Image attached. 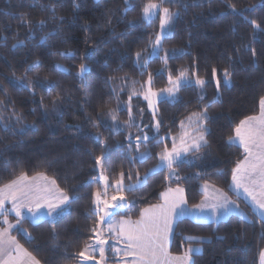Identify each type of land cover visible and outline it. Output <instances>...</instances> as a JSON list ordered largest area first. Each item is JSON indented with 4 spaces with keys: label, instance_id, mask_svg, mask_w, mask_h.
<instances>
[{
    "label": "trees",
    "instance_id": "16d2710c",
    "mask_svg": "<svg viewBox=\"0 0 264 264\" xmlns=\"http://www.w3.org/2000/svg\"><path fill=\"white\" fill-rule=\"evenodd\" d=\"M148 2L0 0V185L21 173H43L72 198L63 214L43 218L38 225L26 219L20 230L10 234L40 264L78 263L76 254L89 241V229L97 220L91 215L92 193L100 188L95 158L103 152L107 158L102 170L110 180L121 171L131 172V180L125 177L126 185L136 183L137 173L143 179L137 190L124 192L126 207L114 215L136 220L143 208L160 202L161 192L175 186L184 189L188 206L196 205L203 197L200 185L209 183L236 201L247 219L236 214L217 222L180 218L170 237L169 252L183 254L188 246L198 244L201 252L192 254L195 264H259L264 222L230 189L232 169L245 152L229 142V137L240 120L258 114L259 99L264 96V0L163 3L162 7L179 15L170 21L168 35L153 56L151 47L160 22L159 14L151 21L142 19V8ZM251 20L259 27L254 28ZM40 21L45 23L40 25ZM137 52L141 53L138 62ZM34 62L37 66L29 68ZM82 64L86 71H80ZM184 69L206 83H191L175 99L157 102L163 120L157 138L165 140L141 145V152L151 154L146 161L133 159L137 155L135 137L156 135L152 113L139 95L132 96L131 105L143 131L124 125L133 88L147 82L150 73L152 89L166 88L169 74L175 78ZM225 69L230 73L229 83L224 80ZM118 104L116 114L122 127L112 132L113 122L105 113ZM194 112L207 113V146L175 164V175L169 176V169L162 168L145 178L158 165L157 153L165 145L171 148V137L181 133L180 122ZM93 123L107 126L94 127ZM129 133L131 152L126 139ZM185 237L205 239L189 242ZM111 247L109 241L106 253L110 258Z\"/></svg>",
    "mask_w": 264,
    "mask_h": 264
},
{
    "label": "snow or ice",
    "instance_id": "6c2138e0",
    "mask_svg": "<svg viewBox=\"0 0 264 264\" xmlns=\"http://www.w3.org/2000/svg\"><path fill=\"white\" fill-rule=\"evenodd\" d=\"M127 3V0H125ZM165 2H173V0H160L159 3L149 0L142 8V19L144 21H151V19L159 14V22L161 33H158L155 42L152 44L153 51L150 55L158 54V49L161 44L162 36L166 31V26L170 23L173 17L178 16V12H171L169 8L161 7ZM236 12L235 6L231 3L227 5ZM186 7V5H185ZM241 14V13H237ZM247 20V18H244ZM254 28H258L254 20L248 21ZM40 25L45 22L40 21ZM110 23V21H109ZM45 38L42 37L43 42ZM23 43V42H20ZM15 47V45H13ZM65 53H61L64 55ZM255 55V53H253ZM137 62L141 58V53L137 52ZM165 63L167 57L164 58ZM147 59L144 60V67L147 66ZM37 63L34 62L29 68H34ZM57 69H63L61 65L55 66ZM28 69H26L27 71ZM85 65H80V71H86ZM216 69H212L213 78L216 76ZM188 70L184 69L175 78L169 74L168 82L170 87L161 89L160 93L153 92L151 87L146 92L138 93L133 90L129 96L128 104V120L124 121V125L131 128L137 127L140 131V125L136 124L131 105L132 96L143 95V99L147 101L148 109L152 112L153 123L151 127L156 130L155 136L137 135L136 140V157L140 162H144L150 158L151 154L148 151L141 152L140 147L152 140L157 144L163 142L165 137H158L159 130L163 126V120L159 117V109L156 107V99L163 94L175 99L176 93L182 87L190 86L191 81L187 75ZM80 73H78L79 75ZM193 76L196 73L193 72ZM230 73L227 69L224 70L225 83H229ZM152 82V74H149L147 83ZM135 83V82H133ZM206 81L203 78L197 77L195 85L203 86ZM220 82L217 81V90H219ZM29 85H26L28 87ZM2 91V90H0ZM203 99V97H201ZM59 100V96L54 98L53 104ZM260 113L258 116H248L240 120L234 129L235 137H229V142L234 140L239 141V145L247 154L243 160L238 162L232 169L231 181L237 194L242 190L243 193L250 199L253 210L264 222V96L259 99ZM120 110L119 104L116 109L108 108L105 115L112 120V125L109 128L112 132L121 130V125L118 123L117 111ZM143 109H141V115ZM99 119V117H97ZM208 119L206 112L192 113L187 117V125L185 121L180 122L182 132L178 137H172V146L167 145L161 152L157 153L159 164L158 168L167 167L169 169V176L175 175L173 166L182 161L183 157L190 152H200L202 148L207 146L205 134L208 129L205 127V121ZM94 127H106L104 123H93ZM144 127H148L145 125ZM129 140L128 151H132L131 147V133L126 137ZM177 139L179 144H177ZM106 154L96 156L95 163L98 168H102L103 162L106 160ZM153 169H149L145 173V178ZM131 180L132 175L129 171L125 173L121 171L118 178L110 180V178L101 171L98 179L102 182V190H97L92 193V209L91 215L97 217L93 227L89 229L92 236L89 241H85L84 247L76 255L81 261H87L94 258V253L99 252L100 259L96 264H104L109 244V238L115 241L116 245L123 244V248L112 246L111 252L114 257H131L132 259L118 260L117 264H195L192 260V254H199L201 249L198 247H189L187 251L180 256H171L167 250L168 235L174 230L175 218L177 216H184L192 213L194 210L204 211L205 208L211 209V215L215 221L218 215H228L234 213L239 215L243 220L247 219V215L241 211L239 204L229 199V197L219 189H215L210 197L214 203L208 204V185L205 184V199L200 204L193 205L191 209L187 207V200L184 197V189L168 188L166 191L160 193L159 204H153L143 208L140 212V218L136 221L131 219H121L119 221L113 220L114 213L111 211L116 208L126 207V197L122 194L126 191H135L142 186L143 179L139 173L136 174L135 184H125V177ZM169 177H166L168 179ZM38 179L48 180L43 173H37L36 176L28 177L21 173L15 179L0 187V264H40V261L26 248L19 244L15 237L10 233L13 229L20 230V226L24 220H29L33 225H38L41 218V210L47 209L48 216L63 214L66 206L70 203L69 195L56 186V181L51 180L52 187L41 186L34 183ZM93 179H97L93 177ZM112 189L115 194L108 198V191ZM11 205L8 208L7 205ZM23 209L27 210L26 216ZM15 215V223L9 221V215ZM23 231H27L24 229ZM108 234V237L105 236ZM29 239H31V235ZM189 242L197 239H205L204 237H185ZM261 264H264V249L259 253Z\"/></svg>",
    "mask_w": 264,
    "mask_h": 264
},
{
    "label": "rangeland",
    "instance_id": "374dc122",
    "mask_svg": "<svg viewBox=\"0 0 264 264\" xmlns=\"http://www.w3.org/2000/svg\"><path fill=\"white\" fill-rule=\"evenodd\" d=\"M156 3H158V2H156ZM162 7V6H161ZM156 16V15H155ZM154 16V17H155ZM153 17V18H154ZM169 25V24H168ZM168 25L166 26V31H164V33H163V36H162V39L165 37V36H167L168 35ZM158 33H161V29H160V26H159V29H158V32H157V34ZM156 34V35H157ZM155 38H156V36H155ZM155 38H154V41H153V43L155 42ZM162 41V40H161ZM159 50H160V46H159V49H158V52H159ZM152 51H153V48L151 47V53H152ZM157 55V54H156ZM151 56H153V55H151ZM187 75H188V77H189V80L191 81V83L192 84H194L195 85V79L197 78L196 76H191L190 74H188L187 73ZM171 85L169 84L167 87H170ZM196 86H198V85H196ZM150 87V85L147 83V82H145L144 84H141V85H139L138 87H135V88H133V90H135V91H137L138 93H143V92H146L147 90H148V88ZM166 87V88H167ZM162 89H164V88H162ZM151 90L153 91V92H157V93H160V91H161V89H158V90H155V89H152L151 88ZM139 96H141V98L143 99V95L141 94V95H139ZM164 98H166V99H172V98H170V97H168L167 96V94L165 93V94H163L162 96H159L157 99H156V104H157V102L160 100V99H164ZM144 100V99H143ZM145 101V100H144ZM146 102V105H147V108H148V104H147V101H145ZM157 107V106H156ZM149 110V109H148ZM150 111V110H149ZM151 112V111H150ZM152 113V112H151ZM185 121V124L187 125V123H188V121H187V118L184 120ZM181 132H182V130H181ZM180 135V134H179ZM179 135H177V136H175V137H178ZM174 137V136H173ZM172 138V137H171ZM177 144H179V140L177 139ZM173 143V142H172ZM241 147V146H240ZM242 148V147H241ZM243 149V148H242ZM244 150V149H243ZM245 156H246V153H245ZM184 158H185V156L183 157V159L182 160H184ZM158 164H159V162H158ZM162 168H167L166 166L165 167H162ZM97 169H98V177H99V175H100V173H101V171H103L102 170V168H98L97 167ZM157 169H161V168H158L157 166L153 169V170H157ZM103 174H104V172H103ZM37 175V174H36ZM35 175V176H36ZM105 175V174H104ZM173 176V175H172ZM28 177H32V176H28ZM47 177V176H46ZM49 178V177H48ZM39 180V179H38ZM37 180V181H38ZM52 179L51 178H49L48 180H47V183H48V185L49 186H51L52 187V185L50 184V181H51ZM37 181H35L34 183H37ZM46 181V180H45ZM203 185H200V189H201V187H203L205 184H207L208 185V187H212L213 189H217L216 187H214V186H212V185H210L209 183H202ZM231 184H232V181H231ZM231 184H230V189H232V190H234L236 193H237V191L235 190V188L233 187V186H231ZM3 185H0V187H2ZM48 186V187H49ZM98 190H102V182L100 181V188L98 189ZM220 190V189H219ZM113 194H115L114 193V191L112 190V189H109V191H108V198L109 199H111V196L113 195ZM123 194V193H122ZM124 195V194H123ZM236 195V194H235ZM237 196V195H236ZM242 197V199L244 198V200L248 203V204H250L251 206H252V203H251V201H250V199L243 193V191L241 190L240 191V193H239V196L238 197ZM234 201V200H233ZM236 202V201H235ZM237 203V202H236ZM238 204V203H237ZM250 206V207H251ZM7 207L8 208H11V205L9 204V205H7ZM253 207V206H252ZM251 207V208H252ZM241 209V208H240ZM253 210V209H252ZM22 211H24V213H25V215L27 216L28 215V213H27V210L26 209H23ZM112 211V210H111ZM241 211H243L242 209H241ZM46 212H47V209H42L41 210V218H40V220L41 219H43V218H47L48 217V215L46 214ZM113 212V211H112ZM244 212V211H243ZM231 214H234V213H230V214H228V215H218V217L215 219V222H217V221H220V220H224V219H226L229 215H231ZM10 215H12V216H15L14 214H10ZM9 215V216H10ZM52 216H54V215H52ZM113 216H115L116 217V215H113ZM51 217V216H50ZM196 218H199L200 220H203V221H214V219H213V217H212V215H211V212H207V213H203L202 215H198V217H196ZM2 219V218H1ZM10 222H12V223H15V221H11V220H9ZM106 234V233H105ZM111 240V239H110ZM112 241V240H111ZM113 242V241H112ZM200 248V247H199ZM110 258V256H108L107 255V253H106V256H105V261H104V264H117V262H118V260H121V259H126V260H128V258L127 257H122V258H118V257H114V256H111V258L110 259H118L117 261H113V260H108ZM100 259V255H99V252H96V253H94V258L93 259H90V260H87V261H81V259H79V261H78V264H96V261L97 260H99ZM259 262H260V260H259Z\"/></svg>",
    "mask_w": 264,
    "mask_h": 264
},
{
    "label": "crops",
    "instance_id": "0c3cea01",
    "mask_svg": "<svg viewBox=\"0 0 264 264\" xmlns=\"http://www.w3.org/2000/svg\"><path fill=\"white\" fill-rule=\"evenodd\" d=\"M259 113H260V109H259V112H258V114L257 115H255V116H258L259 115ZM233 137H235V133H234V135H233ZM234 144H236V145H238V146H240L239 145V141L238 140H234V142H233ZM247 155V154H246ZM162 169V168H161ZM157 170H159V169H157ZM35 176V175H34ZM33 177V176H32ZM37 184H39V185H41V186H49L48 185V183H47V181H45V180H43V179H39L38 181H37ZM230 184H231V181H230ZM201 185H203V184H201ZM211 185V184H210ZM213 186V185H212ZM49 187H51V186H49ZM178 186H175V187H171V188H177ZM215 187V186H214ZM181 188V187H180ZM217 188V187H216ZM217 189H219V188H217ZM167 190V189H166ZM165 190V191H166ZM201 190H202V192H203V197H202V199H201V201L198 203V204H200L202 201H204V199H205V188H204V186L203 187H201ZM215 189H213L212 187H208V196H209V200H208V204H211V203H214L215 201H213L210 197L212 196V193H213V191H214ZM232 190V189H231ZM220 191H222V190H220ZM222 192H224V191H222ZM232 192L234 193V194H236L237 196H239L234 190H232ZM225 193V192H224ZM124 194V193H123ZM226 194V193H225ZM227 195V194H226ZM228 196V195H227ZM229 197V196H228ZM241 197V196H240ZM242 198V197H241ZM229 199H231L230 197H229ZM244 199V198H243ZM232 200V199H231ZM162 201L160 200V202L159 203H161ZM158 203V204H159ZM126 204H127V200H126ZM250 205V204H249ZM251 206V205H250ZM148 207V206H147ZM187 207L189 208V209H191L192 208V206H188L187 205ZM252 207V206H251ZM146 208V207H145ZM120 209H123V208H116V209H112V211H113V213H115L117 210H120ZM252 209H253V207H252ZM254 211V210H253ZM207 212H211V209L210 208H205V210L204 211H199V210H194L192 213H190V214H187V215H184V216H177L176 218H175V223H176V221L177 220H179L180 218H183V217H188V218H191L192 220H195V221H199V222H208V221H203V220H200L199 218H196V217H198V215H202L203 213H207ZM255 213H256V211H254ZM51 217H53V216H51ZM47 218H50V216H48ZM140 218V216L138 217V219ZM112 219L113 220H116V221H119V220H121V219H128V218H122V217H118V216H113L112 217ZM138 219H136V220H138ZM132 220V219H131ZM136 220H133V221H136ZM175 223H174V225H175ZM171 234H172V232H170L169 233V235H168V241H167V250H168V248H169V242H170V237H171ZM105 236L106 237H108V234L106 233L105 234ZM112 240V239H111ZM110 240V238H109V241H111ZM113 241V242H112ZM111 241V244H112V246H118V247H121V248H123V244L121 243V244H119V245H116L115 244V241L114 240H112ZM189 247H200L198 244H192V245H190V246H188V248ZM187 248V249H188ZM168 253L171 255V256H180V255H183V254H171L170 252H169V250H168ZM128 258V260L130 261L132 258L131 257H127ZM118 259L116 258L115 259V261H117ZM76 264H78V263H76ZM259 264H261V261L259 262Z\"/></svg>",
    "mask_w": 264,
    "mask_h": 264
}]
</instances>
